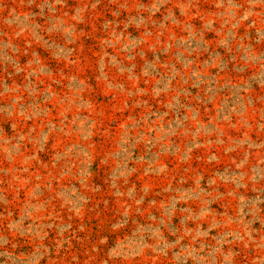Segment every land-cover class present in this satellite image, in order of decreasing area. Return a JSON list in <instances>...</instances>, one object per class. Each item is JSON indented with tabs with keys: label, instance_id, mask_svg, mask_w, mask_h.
<instances>
[{
	"label": "rangeland",
	"instance_id": "374dc122",
	"mask_svg": "<svg viewBox=\"0 0 264 264\" xmlns=\"http://www.w3.org/2000/svg\"><path fill=\"white\" fill-rule=\"evenodd\" d=\"M0 264H264V0H0Z\"/></svg>",
	"mask_w": 264,
	"mask_h": 264
}]
</instances>
